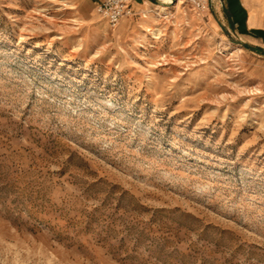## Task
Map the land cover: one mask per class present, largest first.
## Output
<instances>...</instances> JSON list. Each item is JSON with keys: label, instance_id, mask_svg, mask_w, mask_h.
I'll return each instance as SVG.
<instances>
[{"label": "rangeland", "instance_id": "obj_1", "mask_svg": "<svg viewBox=\"0 0 264 264\" xmlns=\"http://www.w3.org/2000/svg\"><path fill=\"white\" fill-rule=\"evenodd\" d=\"M100 1L0 0V264H264V56Z\"/></svg>", "mask_w": 264, "mask_h": 264}, {"label": "crops", "instance_id": "obj_2", "mask_svg": "<svg viewBox=\"0 0 264 264\" xmlns=\"http://www.w3.org/2000/svg\"><path fill=\"white\" fill-rule=\"evenodd\" d=\"M164 0H132L134 10L142 11ZM170 1V0H165ZM264 1L212 0L211 11L221 18L222 24L234 34L244 48L264 56ZM252 48L260 49L254 50Z\"/></svg>", "mask_w": 264, "mask_h": 264}, {"label": "built area", "instance_id": "obj_3", "mask_svg": "<svg viewBox=\"0 0 264 264\" xmlns=\"http://www.w3.org/2000/svg\"><path fill=\"white\" fill-rule=\"evenodd\" d=\"M186 1L198 11H211L212 0ZM97 10L111 27L117 26L124 17H130L134 14L132 0H101Z\"/></svg>", "mask_w": 264, "mask_h": 264}, {"label": "trees", "instance_id": "obj_4", "mask_svg": "<svg viewBox=\"0 0 264 264\" xmlns=\"http://www.w3.org/2000/svg\"><path fill=\"white\" fill-rule=\"evenodd\" d=\"M252 49H254V50H258V52H259V50H260V49H257V48H252Z\"/></svg>", "mask_w": 264, "mask_h": 264}, {"label": "water", "instance_id": "obj_5", "mask_svg": "<svg viewBox=\"0 0 264 264\" xmlns=\"http://www.w3.org/2000/svg\"><path fill=\"white\" fill-rule=\"evenodd\" d=\"M226 31V30H225ZM227 33H228V31H227Z\"/></svg>", "mask_w": 264, "mask_h": 264}]
</instances>
